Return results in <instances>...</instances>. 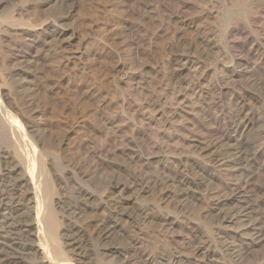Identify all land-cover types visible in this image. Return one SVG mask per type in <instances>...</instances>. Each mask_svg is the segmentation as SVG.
<instances>
[{
  "label": "bare ground",
  "instance_id": "bare-ground-1",
  "mask_svg": "<svg viewBox=\"0 0 264 264\" xmlns=\"http://www.w3.org/2000/svg\"><path fill=\"white\" fill-rule=\"evenodd\" d=\"M89 1L0 0V264H264V0ZM155 17L194 37L152 85ZM113 56L124 88L84 86Z\"/></svg>",
  "mask_w": 264,
  "mask_h": 264
},
{
  "label": "rangeland",
  "instance_id": "rangeland-1",
  "mask_svg": "<svg viewBox=\"0 0 264 264\" xmlns=\"http://www.w3.org/2000/svg\"><path fill=\"white\" fill-rule=\"evenodd\" d=\"M148 1V0H147ZM149 1H153V0H149ZM175 1V2H174ZM143 2V0H138V2H137V5L136 4H130V7L128 8V14H130V13H132L133 12V10L134 9H136V8H138V7H140L141 6V3ZM178 2H180L179 0H171V1H169V0H167V2H164V3H162V4H156L157 5V7H158V10L160 11L161 9V13H163V14H161L160 16H161V18H163V16H164V13L169 9V11H171V10H173L172 8H174L173 6H176L177 4H179ZM153 3H156V1L154 0V2ZM139 4V5H138ZM89 9V13H90V15L93 17V18H99L101 15H102V9H101V5L99 4V2H98V0H90L89 2H88V6H87ZM94 7V8H93ZM91 8V9H90ZM133 8V9H132ZM92 11V12H91ZM99 14H100V16H99ZM125 14V13H124ZM136 15V16H135ZM118 16V17H117ZM119 16H120V14H117V13H114V14H112V15H110L109 17H110V21H111V23H114V22H117L118 21V19H119ZM81 17V16H80ZM79 17V18H80ZM133 17L134 18H136V20H137V17H138V15L136 14V13H133ZM118 18V19H117ZM121 18H123L122 17V15H121ZM156 18V17H155ZM155 18H152V19H146L145 21H146V27H145V29H144V27H142V26H140V28H136V31H132V33H130V35H129V39H130V36L131 35H133V36H131V38L133 39V38H136L135 40H134V45H132L133 47L135 46V47H137L136 45L138 44V48H140V49H138L139 50V52L138 53H136V51L135 50H133V51H131V48H130V55H129V57L130 58H132V61H133V67H138V68H140L141 66H142V68L144 67L145 69V72H147V70L149 71V72H147V75L149 76V79H150V82H151V84L152 85H154V84H159V82H161L162 80L161 79H163L164 77H163V74L162 75H160V73L159 72H156V71H154V69H151V66H155V62L158 64V62H159V65H161L162 63L167 67L166 69L167 70H169L168 72H172V73H174L175 72V68H176V63H177V61L175 60V58H176V56H175V54L173 55V53H175L176 52V54L179 52V51H181V50H184L185 48H187L188 47V45L192 42L190 39H193V37H194V33H193V30H192V33H193V37H192V33H191V35H190V29L189 30H187V32H186V34H183V32L180 30V29H178L177 27H176V25H170V26H167V25H169V24H167L166 22H164L163 21V23H162V19L160 18L159 20H161V21H159L157 18L155 19ZM154 19V20H153ZM113 20H114V22H113ZM152 22H151V21ZM148 21V22H147ZM150 21V22H149ZM143 23L145 24V22L143 21ZM148 23H149V25H148ZM149 26V28H147ZM165 26V27H164ZM150 27H151V29H150ZM173 27H174V29H173ZM143 30H142V29ZM146 28H147V33H146ZM164 28V30H162ZM167 28H168V31H167ZM140 30V31H138V30ZM149 29V30H148ZM178 29V30H177ZM145 30V31H144ZM150 30L152 31L151 33H149V34H152L154 31H156V30H158L157 32L159 33V34H157L158 36L156 37V36H154V37H156V38H154V37H152L151 38V40H146L145 38H144V36L146 37V36H149V35H146V34H148V31L150 32ZM160 30V31H159ZM163 32H162V31ZM174 30H175V32H174ZM177 30V31H176ZM180 30V31H179ZM143 31H144V33H143ZM164 31H166V33L164 32ZM169 31H171V32H169ZM133 32H135V33H133ZM182 32V33H181ZM189 32V33H188ZM146 33V34H145ZM170 33V34H169ZM187 33L189 34L188 36H190V37H188V36H186L187 35ZM173 34H175V35H173V37L175 36V38H173L172 37V35ZM182 34V35H181ZM140 35V36H139ZM161 35V36H160ZM171 35V36H170ZM185 35V37H183V38H181V36H184ZM145 39H142V37ZM151 36V35H150ZM179 36V37H178ZM170 37V38H169ZM188 37V38H187ZM192 37V38H191ZM168 38V39H167ZM179 38H181L180 40H179ZM144 41V46H142L141 45V43L143 44V42L141 41ZM172 39V40H171ZM122 40L123 39H119V38H115V40H114V42L116 43V44H114V46H122V44H123V42H122ZM137 40V42H135ZM139 40H140V42H139ZM153 40V41H152ZM173 40H175V41H173ZM178 40V41H177ZM190 40V41H189ZM145 41H147L146 43H145ZM149 41V42H148ZM154 41L156 42V43H154ZM166 41V42H165ZM168 41V42H167ZM187 41H189V42H187ZM171 42H174V43H171ZM135 43H136V45H135ZM140 43V44H139ZM150 43H151V45H150ZM179 43V44H178ZM159 44V45H158ZM172 44V45H171ZM173 44H174V46H173ZM175 44H178V45H180L179 47H178V49L176 48L177 47V45H175ZM182 44H186V46L185 47H183V45ZM188 44V45H187ZM141 46V47H140ZM168 46V47H167ZM142 47H144V48H142ZM162 47V48H161ZM180 48V49H179ZM162 49H163V51H162ZM168 49V52H165L166 54H164L163 52L164 51H166ZM159 51V52H158ZM162 53V54H161ZM172 53V54H171ZM157 54H159V55H157ZM166 55L165 56V58H161L162 60L160 61V58L158 57V56H160V57H164V56H162V55ZM174 57H173V56ZM169 58H168V57ZM158 57V58H157ZM170 57H172V58H170ZM168 60H167V59ZM166 59V60H165ZM170 59V60H169ZM118 60V57L117 56H113V58L111 59V61L110 62H108L107 60H104V59H101V58H99L98 60H97V62H96V64L94 65V70H92L87 76H84V78L87 80V81H85V79H83V82H84V86H86V85H89V86H91V87H94V90L95 89H97L98 91L101 89V90H103L102 92H100L99 94H101V95H103V94H107V92H110V93H108L109 95L111 94H113V95H117L118 94V91H119V89H118V87H122V88H124V85L121 83V81H120V79H119V76H120V74H121V72L120 71H117V68H116V65H115V62ZM107 62H108V64H107ZM147 63V65L145 66V64ZM97 68V69H96ZM93 71L96 73V71H97V74L95 75V74H93ZM177 71V70H176ZM161 72V71H160ZM159 73V74H158ZM162 73V72H161ZM169 74H171V73H169ZM92 75V76H91ZM94 75V76H93ZM159 75V76H158ZM92 77V78H91ZM96 77V78H95ZM110 77V78H109ZM160 77V78H159ZM92 80H91V79ZM156 78V79H155ZM98 80V82H97V80ZM158 79L160 80V81H158ZM91 81V82H88V81ZM96 80V81H95ZM93 81V82H92ZM164 81V80H163ZM86 83H89V84H86ZM95 83V84H94ZM98 83V84H97ZM102 83V84H101ZM165 83V82H164ZM105 84H107V85H105ZM120 84V85H119ZM101 85V86H100ZM119 85V86H118ZM107 86V87H106ZM108 86H109V88H108ZM118 86V87H117ZM99 87H101V88H99ZM104 87H106V88H104ZM120 87V88H121ZM84 88L85 87H83V90H84ZM108 89V90H107ZM82 91V90H81ZM114 91V92H113ZM106 92V93H105ZM112 92V93H111ZM67 92H65V94L64 95H66V96H64V95H61V96H63L62 98H64V99H60V94L56 97V99H54V101L56 102V100H57V104L59 105V107L60 108H58V111L60 112L61 111V113L63 112V113H65V114H61V113H58V114H60L58 117H60V118H62V120L60 119H58V117H57V123H59V124H56L57 125V128H58V130H60V129H64L65 127H66V130H65V132H67V131H70L69 132V135L68 136H71V138L72 139H75V137L74 136H76V135H74V134H76L75 132H74V129L76 130V128H73V127H76V125L78 124V121H79V117L81 116L80 114H82L81 112H83V110H81L83 107H87V105L85 106V104L83 105V107H81L82 106V104L84 103V101H83V99L85 100V101H87L88 102V98L87 97H85L84 96V94L82 95V94H79V95H81V98H80V96H78V93H75L78 97H79V103H78V101H77V103L78 104H76L75 103V98H74V100H73V98H72V95L71 94H69V96H70V98L74 101H71V99H70V101L72 102H70L69 103V101H68V99L67 98H69V97H67L68 96V93L66 94ZM62 94V93H61ZM100 96V95H99ZM65 97H66V100L68 101V102H66L65 101V103L63 102L64 100H65ZM77 97V98H78ZM84 97V98H83ZM83 98V99H82ZM90 98V100L93 98V97H89ZM60 99V100H59ZM80 99H82V101H80ZM88 99V100H87ZM94 99H96V97L95 98H93V100ZM59 101V102H58ZM61 101H62V103L63 104H67L68 105V103H69V107H65V105H64V107H63V104L61 103ZM80 102H82V104H81V106H80ZM91 102V101H90ZM73 103H75V104H73ZM62 105V106H61ZM70 105H71V107H70ZM73 105V106H72ZM75 105V106H74ZM76 105H78L77 107H78V109H75L74 110V108H77L76 107ZM71 108H73V109H71ZM84 109V108H83ZM86 109V108H85ZM84 109V110H85ZM80 110V111H79ZM64 115V116H63ZM62 116V117H61ZM65 117V118H64ZM63 119H65V120H63ZM65 121V122H64ZM61 123V124H60ZM64 124H65V127H64ZM59 125V126H58ZM60 125H62V126H60ZM56 127V126H55ZM60 127V128H59ZM62 127V128H61ZM56 128V129H57ZM73 128V129H72ZM61 130V131H62ZM63 130V131H64ZM73 130V131H72ZM72 132H73V134H72ZM96 133V134H95ZM94 134H95V136H97L98 135V137L100 136H103V138H104V135H102L103 134V132H98V131H96ZM71 134V135H70ZM74 137V138H73Z\"/></svg>",
  "mask_w": 264,
  "mask_h": 264
}]
</instances>
